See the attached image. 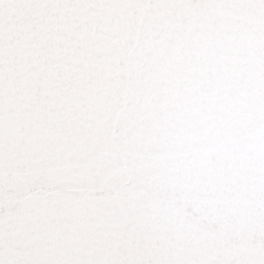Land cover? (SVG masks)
Returning a JSON list of instances; mask_svg holds the SVG:
<instances>
[{
  "label": "snow or ice",
  "instance_id": "snow-or-ice-1",
  "mask_svg": "<svg viewBox=\"0 0 264 264\" xmlns=\"http://www.w3.org/2000/svg\"><path fill=\"white\" fill-rule=\"evenodd\" d=\"M0 264H264V0H0Z\"/></svg>",
  "mask_w": 264,
  "mask_h": 264
}]
</instances>
